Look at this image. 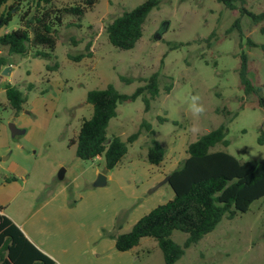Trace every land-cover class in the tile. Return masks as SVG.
Here are the masks:
<instances>
[{"label":"rangeland","instance_id":"374dc122","mask_svg":"<svg viewBox=\"0 0 264 264\" xmlns=\"http://www.w3.org/2000/svg\"><path fill=\"white\" fill-rule=\"evenodd\" d=\"M143 1L92 0L85 4L81 18L64 16L49 60L33 58V50L17 55L0 46V58L10 67L6 76L0 75V177L7 175L18 182L25 179L24 192L36 191L37 202L54 188L72 187L75 202L70 196L67 206L76 205L78 217L87 220L69 234L75 253L71 264L83 258L86 262L82 264H163L153 239L143 238L132 251L118 252L110 236L128 231L139 217L172 197L164 181L167 174L183 160L187 144L221 123L227 127L228 146L215 145L212 150L226 151L239 161L264 160V144L258 143L264 135V108L258 106L257 96L243 95L237 76L238 55L244 52L248 77L264 97V34L260 31L264 21L252 24L248 16L239 17L237 10L225 9L215 0H159L135 47L127 51L112 47L106 25ZM52 2L54 7L84 5V0ZM244 7L255 14L264 13V0H244ZM24 9H13L15 16L0 33L17 28V16ZM237 17L240 34L237 30L226 33ZM247 39L256 46L247 44ZM80 55L78 61L73 60ZM154 72L159 74V91L148 110L144 111L141 97L118 104L106 136L107 140L118 136L125 141L145 122L164 147V160L159 165L147 162L146 149L152 137L143 127L137 139L126 144L125 156L111 170L105 168L102 158L78 159L69 140L75 138L81 120L91 114L86 93L111 84L119 93L130 94L143 84L140 79ZM119 76L132 82H122ZM7 78L26 99L18 113L4 95ZM29 84L32 87L27 90ZM169 84L172 88L166 93ZM195 95L205 107L199 117L189 109ZM223 108L230 115L224 116ZM232 113L235 115L230 118ZM159 118L166 121L159 122ZM10 124L23 133L12 137ZM193 126L199 129L197 133L190 130ZM61 169L64 173L59 180ZM99 174L107 182L94 187ZM84 237L90 238L88 244ZM185 238L179 231L170 235L178 245ZM97 249H102L101 259L96 256ZM174 264H264V198L254 201L245 213L230 220L223 218L200 241L184 249Z\"/></svg>","mask_w":264,"mask_h":264},{"label":"trees","instance_id":"16d2710c","mask_svg":"<svg viewBox=\"0 0 264 264\" xmlns=\"http://www.w3.org/2000/svg\"><path fill=\"white\" fill-rule=\"evenodd\" d=\"M52 1L0 0V30L15 16L13 9L18 6L25 8L17 16V28L0 33V46L6 47L10 54L17 55H27L33 50V58L49 60L56 45L57 28L61 27L63 17L79 19L86 12L85 4L92 3V0H84V5L54 7ZM215 1L225 9L237 10L239 17L248 16L252 24L264 21V13L248 11L244 7V0ZM158 5L159 0H144L115 17L105 27L109 44L122 51L133 49L142 36L143 24L149 12ZM239 17L232 22L226 33L237 30L240 34ZM260 31L264 34V26ZM246 42L250 46H256L249 39ZM81 57L83 55L73 60L78 61ZM238 57L239 88L245 97L257 96L258 106L264 108L261 89L255 87L248 77L247 55L240 52ZM6 65L5 59L0 58V71ZM53 67L57 68V64ZM45 68L50 69L48 65ZM119 79L125 83L132 82V79L123 76H119ZM139 81L143 84L130 94L119 93L111 84L86 93L85 101L91 106V114L81 120L75 138L69 140L78 159L92 160L101 157L105 168L111 170L125 156L126 144L137 139L142 127L152 137L146 149L147 162L158 165L164 159V147L153 138L154 131L145 122L140 124L136 132L127 136L125 141L118 136L107 140L106 129L110 119L117 115L118 104L141 97L144 111H147L150 101L158 96L157 72ZM31 87L29 84L27 90ZM171 88L172 84H169L164 91L169 93ZM3 90L9 107L15 113L20 112L26 101L23 93L10 83H6ZM222 112L224 116L230 115L225 108ZM232 114L230 118L235 115ZM158 120L166 121L165 118ZM226 134V124L221 123L187 144L185 157L167 174V185L172 191V197L139 217L128 231L112 233L110 237L114 240L116 251H132L141 239L151 238L162 253L163 264H174L183 255L184 249L200 241L223 218L230 220L245 213L254 201L264 198V160L239 161L226 151L212 150L215 145L228 146ZM258 143L264 144V135L258 138ZM173 231L186 234L182 245L170 239ZM0 264H54V261L28 241L9 218L0 214Z\"/></svg>","mask_w":264,"mask_h":264},{"label":"crops","instance_id":"0c3cea01","mask_svg":"<svg viewBox=\"0 0 264 264\" xmlns=\"http://www.w3.org/2000/svg\"><path fill=\"white\" fill-rule=\"evenodd\" d=\"M4 82L10 83L8 78ZM25 183V179L23 182H18L16 178L7 175L0 177V214L9 218L27 240L51 258L54 264H71L75 253L71 250L69 234L73 232L72 228L77 230L78 225H82L87 220L84 216L78 217L80 211L76 205L67 206L70 196L73 200L75 197L72 187L65 185L54 188L48 197L37 202L34 197L36 191L24 192ZM68 188L70 193L67 192ZM169 190L171 191L170 188ZM12 203L14 207L11 206ZM84 240L88 244L90 238L84 237ZM101 252L102 249L96 255L99 259H101ZM82 261L86 262L83 258L77 260L75 264H82Z\"/></svg>","mask_w":264,"mask_h":264},{"label":"water","instance_id":"95a60500","mask_svg":"<svg viewBox=\"0 0 264 264\" xmlns=\"http://www.w3.org/2000/svg\"><path fill=\"white\" fill-rule=\"evenodd\" d=\"M10 71V67L9 66H5L3 67V69L0 71V75H4L6 76L8 74V72ZM9 131H10V135L13 137L15 135H18V134H22L23 133V130H20V129H17L14 125L10 124L9 126ZM63 173H64V170L61 169L58 174H57V178L59 180H61L63 178ZM167 179L168 177L166 176L165 180L167 182ZM106 184V177L104 175H98L96 177V180L94 181L93 183V186L94 187H102ZM159 185V184H158ZM158 185H156L155 187H157Z\"/></svg>","mask_w":264,"mask_h":264},{"label":"clouds","instance_id":"9594fccd","mask_svg":"<svg viewBox=\"0 0 264 264\" xmlns=\"http://www.w3.org/2000/svg\"><path fill=\"white\" fill-rule=\"evenodd\" d=\"M199 101H200L199 95H195L191 97V103L189 104L190 111L196 117H199L205 112L204 105L199 103ZM190 130L193 133H197L199 131V129L196 126H193Z\"/></svg>","mask_w":264,"mask_h":264}]
</instances>
